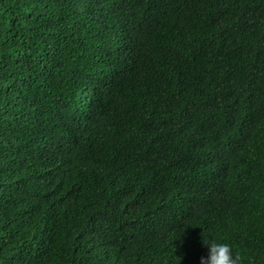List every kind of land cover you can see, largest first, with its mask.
<instances>
[{
    "label": "trees",
    "instance_id": "obj_1",
    "mask_svg": "<svg viewBox=\"0 0 264 264\" xmlns=\"http://www.w3.org/2000/svg\"><path fill=\"white\" fill-rule=\"evenodd\" d=\"M264 264V0H0V264Z\"/></svg>",
    "mask_w": 264,
    "mask_h": 264
},
{
    "label": "clouds",
    "instance_id": "obj_2",
    "mask_svg": "<svg viewBox=\"0 0 264 264\" xmlns=\"http://www.w3.org/2000/svg\"><path fill=\"white\" fill-rule=\"evenodd\" d=\"M200 237L206 255L200 258L199 264H238L239 257L228 242L215 239L202 231Z\"/></svg>",
    "mask_w": 264,
    "mask_h": 264
}]
</instances>
